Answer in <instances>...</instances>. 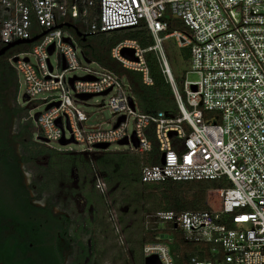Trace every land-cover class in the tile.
I'll return each instance as SVG.
<instances>
[{
    "label": "built area",
    "instance_id": "built-area-1",
    "mask_svg": "<svg viewBox=\"0 0 264 264\" xmlns=\"http://www.w3.org/2000/svg\"><path fill=\"white\" fill-rule=\"evenodd\" d=\"M263 4L264 0H0V49L39 37L11 48L6 60L17 82L22 75L28 100L50 95L31 129L34 142L48 145L72 139L85 147L80 154L91 158L107 150L98 145L126 140L123 145L137 158L142 185L166 180L219 185L216 209L143 215L144 230L160 232L143 246V264L152 256L160 264H175L172 238L162 233L167 229L183 243L212 246L210 259L191 257L188 264H264V15L256 11ZM172 21L176 28H171ZM64 24L80 25L86 36L145 30L150 47L124 39L112 48L111 57L152 86L146 56L154 53L179 114L138 111L127 79L89 61L69 29L60 28ZM166 43L188 57L179 86ZM26 45H32L27 52L12 51ZM125 49L133 52L134 60L122 55ZM91 63L96 67H88ZM79 71L82 77H68ZM88 95H111L109 110L124 120L106 130L87 126L89 98L78 96ZM94 182L100 193L107 192L100 174Z\"/></svg>",
    "mask_w": 264,
    "mask_h": 264
},
{
    "label": "trees",
    "instance_id": "trees-1",
    "mask_svg": "<svg viewBox=\"0 0 264 264\" xmlns=\"http://www.w3.org/2000/svg\"><path fill=\"white\" fill-rule=\"evenodd\" d=\"M177 23L172 21L171 28H176ZM79 32L82 31L80 25H76ZM76 44L82 49L85 57L119 77H125L130 85L131 96L133 97L137 110L144 114H154L157 112H167L178 115L179 110L173 96L171 87L163 75L160 64L154 53L147 54V62L150 68V75L153 81L152 86H145L142 83L141 75L124 69L115 59L111 57V50L124 39L136 40L142 48L152 45V40L143 29H134L128 32H111L108 34H98L87 36L85 41L76 36L73 30H68ZM32 45L20 46L12 51L27 52ZM183 60L187 61L186 52L182 51ZM8 53L0 57V151L4 153H14V144H19L20 153H24L25 162L33 157L37 159L48 156V166L52 167L53 157L58 151L48 145L33 141L31 120L24 119L28 114L21 108H10L4 94L14 88L15 97L18 91L17 76L14 70L7 64ZM26 113V117L23 116ZM13 119H18L16 134L10 139L9 127ZM1 153V152H0ZM68 153V152H67ZM76 156V157H74ZM70 156V162L74 167L76 158L81 165L91 163V158L81 154ZM95 163L102 167L103 179L111 186L117 182L123 190H131L132 204L142 203L144 195L152 194V190L157 193L156 208L158 212L182 213L188 211H210L216 209L220 204V193L218 184L215 182H174L166 180L158 184L142 185L139 181V165L137 158L129 154L111 155L106 151L100 153ZM78 164V165H79ZM141 189V191H140ZM115 190V189H114ZM113 190V191H114ZM111 194V192H110ZM25 196V195H22ZM150 196V195H149ZM147 198V197H146ZM89 201V194H86ZM141 248L154 240V236L160 232L142 231ZM168 233L172 242L170 243V254L175 264H188L191 257L199 260L211 258V248L209 244L183 243L177 233L167 229L162 233ZM143 257V255H142Z\"/></svg>",
    "mask_w": 264,
    "mask_h": 264
},
{
    "label": "rangeland",
    "instance_id": "rangeland-1",
    "mask_svg": "<svg viewBox=\"0 0 264 264\" xmlns=\"http://www.w3.org/2000/svg\"><path fill=\"white\" fill-rule=\"evenodd\" d=\"M256 11L264 15V4L257 7ZM165 46L168 63L179 86L180 79L183 72L188 69V65L183 60L181 51L174 44L166 43ZM25 57H28L30 63L35 65L31 54H27ZM54 59L53 55L51 57L52 64ZM88 67L94 68L96 65L91 63ZM83 75L84 73L79 71L77 74H69L68 77H82ZM24 95V79L20 74L17 96L15 97L14 88H10L4 94L5 101L10 108L21 107L32 119V127H35L34 118L44 112L45 100L50 95L49 93L39 94L35 102L25 100ZM111 97V95L94 96L88 99L87 103L91 106L86 110L90 115L86 123L87 126L106 130L116 125L119 115H113L109 110ZM95 105L100 108L93 107ZM26 113L23 114L24 117H26ZM24 120L27 121V117ZM17 124L18 119L11 121V133L16 130ZM132 130L133 122L130 119L128 132L131 133ZM48 146L59 153L53 157L52 167L48 172L45 169L38 171V174L48 175L46 182H48L49 192L47 191V195L54 198L59 192L66 194L68 213L72 218L73 228L79 224H85V228L79 231L78 241L69 254L70 264H143V247L141 248L142 231L144 230L143 215L146 212L156 211L157 193L152 190L150 196L147 193L144 195L142 203L132 204L131 190L121 189L117 182L110 186L104 181L107 192L102 194L96 189L94 182L96 175L100 174L102 178L104 175L102 167L95 163L99 154L91 157V163L88 165H80L79 159L76 158L74 163H77V167L75 168L70 163L73 161L70 160V156L76 154L79 156L85 149L83 145L70 143L61 146L59 143L51 142ZM128 149L127 145L112 143L106 152L111 155H124L127 154ZM38 160L36 164L25 162V165L43 166L41 158ZM86 194H89L90 202L86 200Z\"/></svg>",
    "mask_w": 264,
    "mask_h": 264
},
{
    "label": "flooded vegetation",
    "instance_id": "flooded-vegetation-1",
    "mask_svg": "<svg viewBox=\"0 0 264 264\" xmlns=\"http://www.w3.org/2000/svg\"><path fill=\"white\" fill-rule=\"evenodd\" d=\"M16 131L17 126L13 133L9 127L8 138ZM13 148L14 153L0 151V264H70L85 224L73 228L66 194L47 195L48 175L38 171L51 169L48 156L41 157L43 166H27L19 144ZM37 161L33 157L29 163Z\"/></svg>",
    "mask_w": 264,
    "mask_h": 264
},
{
    "label": "water",
    "instance_id": "water-1",
    "mask_svg": "<svg viewBox=\"0 0 264 264\" xmlns=\"http://www.w3.org/2000/svg\"><path fill=\"white\" fill-rule=\"evenodd\" d=\"M63 27H65V28H67V29H70V30H73V31L76 33V36H77L78 38H81L82 41H85V39L87 38L86 35H84V34H82L81 32H79V31H78L74 26H72V25L64 24V25H61V26H60V28H63ZM44 34H45V33H43L42 35H44ZM42 35H41V36H42ZM38 38H39V37H35V38H32V39H30V40H28V41H16V42H14V43L11 44V45H8V46H6V47H4V48H1V49H0V57L4 56V55H5V54H6L11 48H13V47H15V46L23 45V44H32V43H34L35 41H37ZM66 41L69 42V43L71 42L70 39H66ZM52 51H53V47H51V48L49 49V53H51ZM122 55H123L124 57L130 59V60H134L133 52H132L131 50H126V49H125V50H122ZM64 68H65V65H64ZM70 84H72V81H70ZM105 94H107V92L104 93V95H105ZM91 97H92L91 95H88V96H78V98H79V99H82V100H86V99L91 98ZM24 99H25V100H28V97H27L26 95H24ZM130 107H131L132 109H134V104H133L132 101H130ZM37 117H38V115L35 116L34 121L37 120ZM123 120H124L123 117H122V118H119V119H118V122L123 121ZM56 124H57V126L60 127V126H61V122H60V120H58V121L56 122ZM70 143H73V140H72V139H70V140H66V139L62 138V139L59 141V144H60L61 146H66V145H68V144H70ZM126 143H127L126 140H124V141L120 142L119 145H123V144H126ZM133 143H134V146L137 147V143L134 141V139H133ZM96 148H98V149H102V150H105V149L108 148V145H98ZM144 264H160V262H159V260H158L157 257L152 256V257L146 258V259L144 260Z\"/></svg>",
    "mask_w": 264,
    "mask_h": 264
}]
</instances>
